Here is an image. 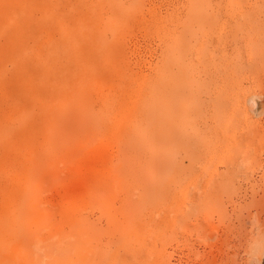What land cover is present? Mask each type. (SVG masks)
Wrapping results in <instances>:
<instances>
[{
	"label": "rangeland",
	"instance_id": "1",
	"mask_svg": "<svg viewBox=\"0 0 264 264\" xmlns=\"http://www.w3.org/2000/svg\"><path fill=\"white\" fill-rule=\"evenodd\" d=\"M0 264H264V0H0Z\"/></svg>",
	"mask_w": 264,
	"mask_h": 264
}]
</instances>
